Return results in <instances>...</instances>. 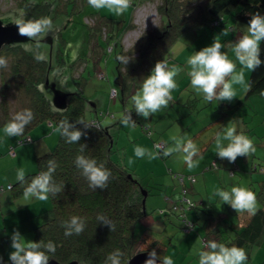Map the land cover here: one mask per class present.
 Masks as SVG:
<instances>
[{
  "label": "trees",
  "instance_id": "1",
  "mask_svg": "<svg viewBox=\"0 0 264 264\" xmlns=\"http://www.w3.org/2000/svg\"><path fill=\"white\" fill-rule=\"evenodd\" d=\"M46 1L42 0V2ZM77 1L59 0V3L63 4L62 2H64L63 6H65L71 2L74 7ZM152 1L133 0V10L137 12L140 6ZM14 2L16 3L15 0ZM29 2L30 0H20L19 3L21 4L18 6L25 8L30 4ZM42 2H32V10L35 9L33 14L36 19L55 13L49 8L48 10L42 9L39 13L34 5L40 6ZM156 10L159 14L158 23L154 27L144 29L126 53L123 51L121 39L133 26L132 19L130 18L127 24L119 25L118 21L120 20L114 21V18L113 20L105 18L104 15L93 16L98 22V26L90 27L89 41L92 37L94 38L93 32L98 31L99 36L106 42L107 46H111L108 45V42L113 38L118 45L120 44V47L116 48L114 52L117 63L114 83L120 88V91L127 92L132 87L136 88L139 84L142 85L144 78L151 73L157 61L163 60L168 63L178 60L177 50L179 47L174 49V44L186 33L187 41L192 40L193 46L185 43V46L180 47L181 54L184 53V56L193 54V50H199L198 45H194L192 36H203L207 40L212 39V42L218 38L220 43L224 44L226 42L223 39L225 35H220L217 30L227 20L232 19L231 22L240 21L246 26L247 32V25L252 14L258 12L264 15V0H160ZM226 15H229L230 18L227 19ZM35 18L32 17V20ZM83 22L88 25L85 19ZM101 27H105L103 35L100 32ZM226 32L230 33V31ZM231 37L232 33L227 37V43L229 40H233L234 37ZM100 40L94 39L92 43L89 42V44L91 43L89 52H93L95 56L93 61L91 60L93 71L99 66L98 62L101 61L105 53ZM206 46L208 45L206 44ZM108 51H113V46ZM222 51L228 52L229 59H236L230 45H224ZM43 52V49L34 46L33 43L25 46L20 44L6 45L0 49V57H4L8 64L6 68H0V125L7 124L15 113L30 109L34 114V119L25 127L24 133L20 135V143L31 142L30 137H28L29 140H25L26 137L22 136L44 121L52 127L54 124L58 126L60 121L66 120L69 125H72L69 131L78 130L82 135L77 143H67L59 133L53 149L37 157V170L25 176L26 181L30 182L32 177L46 171L48 161L54 159L57 167L53 173V180L56 184L62 185V190L56 193L55 197L49 195L51 206L43 211L40 223L33 228L32 242H54L56 245L55 253L47 254L50 258L49 261L54 260L60 264L70 261H76L77 264H105L107 256L116 249L123 253L120 258L121 264H126L135 253L151 252L153 249L158 258L163 260V249L158 245L159 239L147 234L148 225L143 222L144 217L148 215L145 207L146 197L155 194L156 191L150 192V189L140 184L135 174L123 163L120 151L115 146V137L110 133L108 127L102 126L99 120L100 116L113 117V113L107 110L104 114L102 110H96L97 108L88 105L90 110L95 112V118L90 115L86 117L88 112L86 110L87 97L81 89L70 96L68 107L65 110H54L44 93L38 88L44 81L47 60L45 58L37 60L36 56L38 54L41 56ZM134 52H136V56L131 57ZM55 54L56 65L52 68L58 66L57 69H60L64 59L57 55L58 52ZM68 55L71 56L70 53ZM120 58L127 60V63ZM260 59L264 61V41L260 44ZM69 62L70 74L76 79H82L83 73L87 69L85 58L75 56L72 60L69 58ZM76 66H80V72L77 75L75 74ZM178 77L182 78L184 75L180 72ZM102 80H108L107 74H104ZM248 81L251 82L252 88L250 91H245V98L264 92V63L254 72H250ZM124 100L122 99V102ZM11 103L17 106L14 114H11ZM127 112L126 110L125 114ZM130 113L132 121L145 124L143 117L135 112L133 106L130 108ZM142 131L151 139L155 148L156 140L152 136L153 132L149 124L142 125ZM202 132L204 130H200L196 136ZM81 146H83L82 151L80 150ZM155 150L157 149L155 148ZM159 151L162 155L163 148ZM78 155L95 159L98 166L103 164L110 171L111 176L104 189L97 187L94 190L89 187V182L82 175V170L75 165V159ZM263 166L264 164L260 163L258 166L255 165L253 169H259L263 172ZM205 169H214L212 163ZM169 175L174 180V182L171 181L173 189L163 195L162 198L166 202V207L160 209L159 214L179 223L178 227L187 233L195 227V222L189 218V215L196 209V204L190 198V191L193 190L196 177L191 173H175L171 170ZM179 177L182 179L180 180ZM26 186V184L21 185L18 182V187L13 191V195L17 196L15 194L23 193ZM11 189H13L12 185ZM142 191L147 192L144 203L142 202L144 199ZM157 194L159 193L157 192ZM257 195L262 206L258 208L255 215L245 216L243 221L238 224L233 223L231 226L232 233L229 235L223 236L215 231L212 233L211 240L223 243L228 247H241L248 254L252 246L258 244L264 234V179L258 181ZM98 215L105 217V219H98ZM72 216L83 218L85 228L79 235L65 236V229L61 227V223L68 221ZM106 220L114 223V231L111 230ZM187 222L192 225H187ZM0 264H11V261L1 259Z\"/></svg>",
  "mask_w": 264,
  "mask_h": 264
},
{
  "label": "rangeland",
  "instance_id": "2",
  "mask_svg": "<svg viewBox=\"0 0 264 264\" xmlns=\"http://www.w3.org/2000/svg\"><path fill=\"white\" fill-rule=\"evenodd\" d=\"M15 1L16 3L12 0L11 4H9V0L6 2L0 0V15L5 17L8 16V14L12 15L11 17L15 20L21 18L20 13L23 11L20 8L23 7L18 6L21 4L19 3L20 0ZM40 1L42 2V0H30V4L27 5L26 9H29L30 11V9H32V2L40 3ZM47 1H49V9L54 10L56 13L55 16V13L51 16L50 14L45 16L49 18L52 17L51 20L53 26L50 30L54 33L53 37L55 35L52 49L53 66L56 65L55 52H58L59 54L57 55H60V57L64 59L60 69H57V66L50 70L49 82L55 83V86L61 90H83V94L87 97V103L92 101L91 97L97 93H102L101 102L98 104L96 110H102L104 114L108 110L114 114L113 117L109 116L104 118L103 116H100L99 120L101 121L102 126L108 127L110 133L115 137V146L120 151L123 163H125L129 170L135 174L140 184L150 189V192L156 191L154 195H150L148 198L146 197L145 207L148 217L155 218L152 230L155 233L157 232L156 236H158L157 238L159 239L158 245L163 249V258L170 256L173 259V264H199L198 251L201 250L204 241L211 240V237L213 236L212 233L215 231H221L224 234L231 233V226L233 223H239L243 217L249 215L246 212H235L230 205L223 204L219 197L214 195L217 189L230 190L233 186L246 187L256 194L258 208L262 206L261 200L257 194L258 181L264 179V171L261 172L259 169L253 168L260 163L264 164L263 115L257 114L256 116V124L261 120L260 128L263 130V133L261 131H257L256 133L248 131L245 127L243 128L241 124L239 129L235 123L234 127L236 128L237 133H242L250 138L255 147L253 153H250L247 157H237L235 162L230 163L227 159H220L215 154V141L210 142L215 138L214 135H223L226 128L232 126L230 125L232 121L231 118H228L227 121L222 123L223 131L220 133L205 130L196 137L197 143L203 144L205 149L195 158V160L198 161V166L193 169L188 168L187 163L183 159L182 153L174 152L167 157L159 155L156 159H149L147 156L143 158L136 157L134 155V148L136 146L143 147L149 151H157L156 144L160 142L163 143V148H168L169 145H172L168 139L171 138L176 131L173 125L178 124V119L175 118L181 117L180 110L183 108L180 102H175L174 104L169 103L167 108H163L161 111L153 114L151 120H147L153 133L166 142L165 146L161 139L156 141L154 145L157 150H155L151 139L143 133L142 128L138 126L136 122V127L130 128L129 130L126 127L131 125L120 126V124H122V115L125 114L126 110L129 112L130 108L133 106V96L130 95L127 97L128 94H124L125 100L122 102L123 98H121V92L119 91V96H116L113 99L110 97L111 89H109L108 81L110 82V86H116V84H114V76L117 68L114 55L116 48L113 47V51L111 52L108 51L112 46H107L106 42L101 36H99L98 31L93 33L101 39L100 43L102 44L105 53L102 56L101 61L98 62L99 66L97 68L107 74L108 80L99 79L93 71V60L88 56L90 51L88 45L90 38L89 31H91L90 27L98 26V22L93 16L104 15L105 18H111L112 20L114 18V21L120 20L118 21L119 25H124L129 22V19L133 15V6L131 5L124 14L116 16L109 13L107 10H94L88 5L87 0H78L74 7L71 2H68L63 6L64 2L61 4V2L59 3V0ZM159 2L160 0H153L151 3H145L144 6L142 5L136 12L133 18L134 20L132 19L133 26L121 39L124 53H126L129 47L132 46V43L137 39L139 34L141 35L143 33L144 29L154 27L158 23L159 14L156 10V6ZM225 17L227 19L230 18L229 15H226ZM29 19L32 20V17ZM84 19L89 26L83 22ZM231 21L232 19L227 20L220 28H223L224 31H230L229 26ZM237 22H234V24H236L235 30L241 26L246 32V26L240 23V21ZM104 28L105 27H101V35L105 32ZM192 38L194 45H198L199 50L205 47L206 44L209 46L212 43V39L207 40V38L203 36H192ZM187 40L186 33L174 44V49L177 46L179 47L178 49H180V47L185 46V43L192 45V40ZM38 42L41 49H48L47 43L42 41ZM228 42L229 43L224 42L223 45H230L231 40ZM33 44L34 46H37V42ZM195 51L196 50H193V53ZM68 53H70V57ZM224 53L226 55L228 54V52ZM191 55L192 53L184 56V53H182L179 57L180 62L181 60L186 62L185 65L180 67L182 69L181 73L184 77L179 78L178 75L175 77L177 89L175 88L176 90H173V93L178 92L180 89V99H184L187 93L196 96V98L203 97V95L198 94L190 84L187 60ZM75 56L85 58V65L88 66L83 73L82 79H76V77L70 74V65L68 64L69 58L72 60ZM135 56L136 52L132 53L131 57ZM177 65L178 64H176V66ZM79 67L80 66H76L75 68L76 75L80 72ZM57 72H59L58 75ZM185 84L187 86H185ZM93 87H96V91L93 90ZM88 105L89 104H86V110L88 111L86 117L90 115L92 118H95V112L90 110ZM16 107L17 106H15L14 103H11V114H14ZM151 116H149L148 119H150ZM224 119H226V117H224ZM234 121H237L236 117L234 118ZM5 125L6 124L0 125V198L2 199L0 202L3 206L0 212V231H4L3 227H5V224L7 227V233L0 240V260H9V254L13 251L10 245L11 235L14 231H19L26 241H32L33 228L40 223L43 211L51 206L50 197L46 201H41L36 198L26 199L23 193L15 194L17 195L16 197L12 196L13 191L18 187V181L16 179L17 170L21 168L24 169L25 176L29 173L35 172L37 170V157L45 152H50L56 145L59 136V133L55 131L57 125L54 124L51 127L48 122L44 121L30 129L26 135L22 136L26 138L30 137L31 142L24 141L23 143H20V135L14 137H8L5 135ZM141 125L144 126L146 124ZM43 127L45 129L42 130ZM200 129L201 128H197L193 132L184 131L182 134L184 136L193 133L198 134ZM133 133L140 134V137H136ZM168 133H170V136L166 140V135H168ZM130 160L131 163H129ZM205 160H207L208 163L217 160V169L205 170L204 168L208 166L207 164H204ZM230 169H233V172H230ZM170 170L175 173L189 172L196 177V183L192 188L193 190L190 191V198L193 200L194 204H196V209L191 212L193 215L192 217L191 214L189 215V218H192L195 222V227L187 233L184 232L185 230L179 228V223L175 221L166 222V224H158V220L156 219L157 216H160L159 210L163 208H155L149 204L152 197L157 200L162 199L164 195L163 189L167 186L169 191H172L173 183H168L169 179L174 182L169 175ZM8 184L12 185L13 189L6 188ZM157 192L160 193V195H157ZM32 200H34V202L30 203ZM2 213L4 214V220L1 218ZM6 242H9V244H5ZM259 243L260 244L258 245L252 246L250 250L251 252L247 254L248 258L244 264H264V235ZM158 245H156V247H158Z\"/></svg>",
  "mask_w": 264,
  "mask_h": 264
},
{
  "label": "clouds",
  "instance_id": "3",
  "mask_svg": "<svg viewBox=\"0 0 264 264\" xmlns=\"http://www.w3.org/2000/svg\"><path fill=\"white\" fill-rule=\"evenodd\" d=\"M87 3L94 10H107L109 13L120 16L131 7L132 0H87ZM15 25L18 27L19 35L32 40L43 37L53 26L49 17L25 20L23 14L21 18L15 21ZM223 34L227 35L226 32ZM262 41H264V15L257 12L251 16L246 34L241 35L234 43L230 42L236 60L241 65V70L237 71L236 63L221 51L224 45L220 43L219 39H214L211 45L195 51L187 60L188 75L192 88L198 94H202L204 100L208 102L213 100L231 102L237 95L234 85H240L245 91H250L252 84L245 79L244 70L254 72L264 63L260 59V44ZM37 47H39L38 40ZM36 59L41 60L43 57L38 54ZM120 59L127 63L124 58ZM7 66V60L0 57V68H6ZM181 71L182 69L179 66L169 67L166 61H157L151 73L144 78L140 90L132 97L135 112L147 119L163 108H167L172 100V91L177 87L175 77ZM98 73H102L104 76L103 72H97V77ZM98 78L102 79L101 77ZM115 91L117 95L116 88L113 89V92ZM33 119L34 114L30 109L15 113L4 127L5 135L8 137L22 135L25 127ZM121 123L124 126H135V122L131 120L130 111L122 115ZM71 127L72 125L63 120L59 122L55 131L60 133L67 143H77L82 133L78 130L69 131ZM173 140L174 147L163 148L162 155L167 157L174 152L182 153L189 169L197 167L198 161L194 158L199 156V150L194 142L191 140L185 142L175 137ZM156 148L158 151H149L136 146L134 155L138 158L147 156L149 159H156L161 154V151H159L161 145H157ZM215 149V154L220 159H227L230 163L235 162L237 157H247L255 151L252 140L242 133L238 134L234 126L227 127L223 135L218 134L216 136ZM80 150H83V146ZM129 163H131V160ZM212 163L215 164V162ZM75 165L82 170V175L88 180L89 187L95 190L97 187L104 189L107 186L111 173L103 164L98 166L95 159L78 155L75 159ZM56 167V161L54 159L49 160L47 170L32 177L30 182L25 179L24 169H18L17 181L21 185H27L24 188V197L26 199L36 198L41 201L48 200L49 195L55 197L56 193L62 190V185L56 184L53 180ZM214 195L219 197L223 204L230 205L235 212H246L249 215H255L258 210L256 194L246 187L233 186L230 190L217 189ZM97 218L105 219V217L99 215ZM106 222L114 231V223L107 220ZM61 227L65 229V236L79 235L85 228V221L79 216H72L68 221H63ZM10 246L13 249L9 254L11 264H48L50 258L47 253L54 254L56 251L54 242L26 241L19 231H14L11 235ZM122 255L123 253L119 249L114 250L107 256L105 264H109V262L110 264H121L120 258ZM148 257L144 264H156L158 256L154 249L148 253ZM198 257L199 264H244L248 258L243 248L228 247L215 240L203 242L201 250L198 251ZM162 264H173V259L166 256L163 258Z\"/></svg>",
  "mask_w": 264,
  "mask_h": 264
},
{
  "label": "crops",
  "instance_id": "4",
  "mask_svg": "<svg viewBox=\"0 0 264 264\" xmlns=\"http://www.w3.org/2000/svg\"><path fill=\"white\" fill-rule=\"evenodd\" d=\"M135 14H136V11L133 10V17H131V19L134 18ZM235 27H236V24H234V22H230L229 30L232 31L231 32L232 37H235V38H232L233 40L231 42H233V43L236 40H238L241 35L246 34V32L243 30V28L239 27L240 29L235 30ZM217 31L219 32L220 35L223 34L224 32H226V31H224L223 28H220ZM226 33H227V35H225V37L223 39H225V41L227 42V37H229V35H231V33H228V32H226ZM94 39H99V37L95 35V38L92 37L89 42L92 43V41ZM216 39H218V38H216ZM91 43L88 45H91ZM108 43H109L108 45H111L114 48L118 49L120 47L119 46L120 44L118 45L114 38H113V40H109ZM177 51L176 52L178 53L177 54L178 60H175L174 62H172V61L168 62L169 67L176 65V64H178L177 66L181 67L182 65L186 64V62H183L184 60L183 61L181 60V62H180L179 57L181 55V51H180V49H178ZM89 57L92 59L95 57L93 52H89ZM232 61L234 63H236L237 71H240L241 65L239 64V62L236 59H234ZM87 67L88 66L86 65V68ZM244 71H245V79L248 81L250 72L246 69ZM94 72L97 73V72H103V71L98 70V68L96 67ZM104 74H106V73H104ZM108 84L110 87L109 89L114 87L118 90L117 96H119L120 88L117 85L116 86H110L109 81H108ZM114 84H116V83H114ZM140 85L141 84L136 86V88L132 87L131 90H129L127 92L126 91H120L121 92V98L125 99V97H124L125 93L129 94V95H127V97H129L130 95L134 96L140 90V88L142 86V85L141 86ZM185 86H187V85L185 84ZM234 88L236 89L237 95H236V98H234L231 102H229V101H217V100H213L212 102H208V101L204 100L203 97L202 98H200V97L196 98V96H193V95L188 94V93H187L188 95L186 94L184 99H180V95H181L180 90L176 93L175 92L172 93V100L169 103L174 104L175 102H180L183 109L180 110V116L181 117L175 118V119H178V121H177L178 124L173 125V127H175V129H176V131L173 133L174 135H172L171 138H169V139H168V137L170 136V133H168V135H166V140L168 139V141L172 143V145H169V147H172V146L174 147V140H173L174 137L176 139H182L185 142L187 140H191L197 146V148L199 150V154H200L205 149V146L203 144L197 143L196 133L189 134L188 136H184L182 133L184 131L193 132L197 128H201L200 130H204V131L208 130L211 132L220 133L221 131H223V127H222L223 124L222 123L227 121L228 118H231L232 121H231L230 125H232V126H235V123H236L237 127L240 129V124H241L242 127L243 128L245 127V129H247L248 131H253L254 133H256L257 131H261L263 133V130L260 128V121L261 120L256 124V120H257L256 116H257V114H260V115L262 114L263 115L262 117H264V92L257 93V94H254V95L248 97V98H245V96H244L245 90L240 85H234ZM95 89H96V87H93V90H95ZM101 96H102V93H97L96 95L91 97L92 98L91 100H94L96 103L95 108H97L98 104L101 102ZM240 101H243V102H240ZM113 116H114V114H113ZM152 117H153V115L151 116L150 119L143 118L144 119L143 123L148 124L147 120H151ZM224 117H226V119H224ZM235 117L237 118V121H234ZM238 123H239V126H238ZM121 126L123 127L124 125L121 124ZM138 126H140L142 128L141 124H138ZM133 127H136V126H129L126 128L129 130L130 128H133ZM43 129H45V128L43 127L42 130ZM134 135H136V137H140V134H134ZM216 135H214L215 138H216ZM152 136H154L156 141H159V139H161V138H158V136H156L155 133H153ZM162 137H163V135H162ZM215 138H213V141H215ZM161 141H163V140L161 139ZM163 142L166 146V142L165 141H163ZM212 162H215V165L213 166V168H214L213 170L217 169V160L211 161L209 163L207 162V160H205L204 164L210 165ZM215 166H216V168H215ZM170 167H172V166H170ZM230 170H231L230 172H233V169H230ZM168 183H171L170 179L168 180ZM163 192H164V194L169 192L168 186L163 189ZM152 195H154V194H152ZM157 195H160V193ZM12 196L16 197L13 194H12ZM1 200L2 199L0 198V201ZM32 202H34V200H32L30 203H32ZM149 204L155 208H165L166 207V202L163 198L160 200H157V199H154L152 197ZM2 208H3V206H2V203L0 202V212H1ZM1 216H2L1 218L4 220V214L3 213ZM192 216L193 215L191 213V217ZM247 216H249V215H247ZM156 220H158V224H162V223L166 224V222H170L173 219L172 220L167 219V217H164V216H162V214H160V216H157ZM242 221H243V219L241 220V222ZM143 222H145L148 225V227H147L148 233L147 234L152 235L150 237H156L157 238L158 237V236H156L157 232L155 233L152 230V228H153L152 225L155 222V218L154 217H148V215H147L146 217H144ZM2 223H3V221H2ZM4 226H5V227H3L4 231H0V240L7 233V227L5 224H4ZM219 234H221L223 236L229 235V233L224 234L221 231L219 232ZM263 235H262V237H263ZM262 237H261V239H262ZM5 244H9V242H6ZM258 244H260V243L258 242ZM258 244H255V245H258ZM250 252L251 251H249V253Z\"/></svg>",
  "mask_w": 264,
  "mask_h": 264
},
{
  "label": "water",
  "instance_id": "5",
  "mask_svg": "<svg viewBox=\"0 0 264 264\" xmlns=\"http://www.w3.org/2000/svg\"><path fill=\"white\" fill-rule=\"evenodd\" d=\"M12 15L3 16L0 15V49L6 45H16L20 44L22 46L29 45L30 43H36L38 41H42L47 43L48 49L44 50L41 54L43 58L47 60V67L45 70L44 81L38 86V88L44 93L45 97L49 100L51 107L57 111H63L68 107V100L70 96L75 91H67L61 90L55 86V83L49 82L50 70L53 67L52 60V49H53V41L55 39V35L53 37V32L48 30V32L43 36V38H37V40L29 39L26 36H21L18 34V27L15 25V19L11 17ZM70 63V62H69ZM68 63V64H69ZM52 73V72H51ZM59 72H57L58 75ZM53 74V73H52ZM91 105L93 108L96 106L94 100L86 103ZM144 199L142 202L144 203L145 196L147 194L146 191H142ZM148 251H141L133 254L127 261L126 264H144V261L148 259ZM48 264H60L54 260H50ZM65 264H77L76 261H70ZM156 264H162V259L158 258Z\"/></svg>",
  "mask_w": 264,
  "mask_h": 264
},
{
  "label": "flooded vegetation",
  "instance_id": "6",
  "mask_svg": "<svg viewBox=\"0 0 264 264\" xmlns=\"http://www.w3.org/2000/svg\"><path fill=\"white\" fill-rule=\"evenodd\" d=\"M5 1V0H4ZM27 7H25V8H22V13H21V15L23 14V19H25V20H28L30 17H33V18H35L36 16L33 14V11L35 10H32V9H30V11H29V9H26ZM34 8H36L37 9V11L40 13L41 12V10L42 9H46V10H48V8H49V2H42L41 4H40V6H35L34 5ZM60 10H62V9H60ZM20 13V12H19ZM36 19V18H35Z\"/></svg>",
  "mask_w": 264,
  "mask_h": 264
},
{
  "label": "built area",
  "instance_id": "7",
  "mask_svg": "<svg viewBox=\"0 0 264 264\" xmlns=\"http://www.w3.org/2000/svg\"><path fill=\"white\" fill-rule=\"evenodd\" d=\"M11 2H12V1L9 0V3H10V4H11ZM86 22H87V21H86ZM98 77L103 78V74H102V73H98ZM113 89H114V88H112L111 91H110V96H111V97H115V96H116V91L113 92ZM95 122H96V121H95ZM25 140H29V138L27 137ZM19 142H20V141H19ZM212 165L214 166L215 164L212 163ZM179 179L181 180L182 177H179ZM6 188L11 189V185H7ZM187 225L191 226L192 224H191L190 222H187Z\"/></svg>",
  "mask_w": 264,
  "mask_h": 264
},
{
  "label": "bare ground",
  "instance_id": "8",
  "mask_svg": "<svg viewBox=\"0 0 264 264\" xmlns=\"http://www.w3.org/2000/svg\"><path fill=\"white\" fill-rule=\"evenodd\" d=\"M157 145H161V148H163V143H162V142L156 144V146H157Z\"/></svg>",
  "mask_w": 264,
  "mask_h": 264
}]
</instances>
